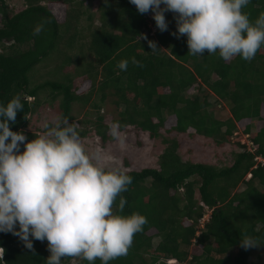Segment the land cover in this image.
Listing matches in <instances>:
<instances>
[{
    "label": "trees",
    "instance_id": "1",
    "mask_svg": "<svg viewBox=\"0 0 264 264\" xmlns=\"http://www.w3.org/2000/svg\"><path fill=\"white\" fill-rule=\"evenodd\" d=\"M8 1L0 0V43L5 50L0 53V103L20 95L24 105L10 123L13 131H23L28 140L39 135L26 128L30 115L48 103L45 92L53 99L62 97L64 117L76 125L71 114L76 102L100 111L113 96L122 108L117 120L121 129L136 127L152 137L167 134L159 167L127 173L132 183L120 194L127 201L121 214L140 213L148 222L134 236L128 254L109 264H159L163 258L181 264H251L253 247L244 249L240 239L252 236L264 250V166L255 167L256 155H264V46L251 61L239 56L225 61L218 52L193 56L187 37L173 35L177 24L172 12L165 13L168 29L161 31L149 17L151 10L140 14L129 0H99L96 14L86 4L97 0H26L17 13ZM60 4L64 16L55 11ZM243 11L255 22L264 13V0H251ZM41 22L45 30L34 36ZM150 40L158 50L152 51ZM132 57L140 66L131 63ZM122 59L129 60L126 71L118 67ZM44 65L51 68L42 80L37 70ZM79 78L89 82L87 92H80ZM206 92L226 104L230 115L220 117ZM95 96L99 102L93 101ZM103 119L98 116L97 130L107 139ZM246 119L251 122L243 132L256 152L232 139ZM174 134L178 136L170 137ZM184 135L203 136L220 147L237 144L239 150L226 166L185 160L180 152ZM0 248V264H46L50 255L47 240H33L29 249L12 233L0 232ZM61 264L89 262L65 257Z\"/></svg>",
    "mask_w": 264,
    "mask_h": 264
},
{
    "label": "clouds",
    "instance_id": "2",
    "mask_svg": "<svg viewBox=\"0 0 264 264\" xmlns=\"http://www.w3.org/2000/svg\"><path fill=\"white\" fill-rule=\"evenodd\" d=\"M129 2L140 14L151 10L161 31L168 29L165 13H174L177 31L173 35L187 37L188 53L193 56L218 52L225 61L236 56L251 61L264 46V13L252 22L243 11L251 0ZM44 30L45 22L38 23L33 35ZM149 46L158 50L151 40ZM131 63L140 66L135 57ZM128 65V59L118 63L122 71ZM23 107L20 95L6 105L0 103V232L19 237L29 249L33 240H47L50 255L46 264H61L65 257L109 264L126 256L134 236L148 222L140 213L121 214L127 201L120 194L127 191L132 177L120 168L106 166L103 149L89 152L78 125L62 116L45 119L44 132L32 140L23 131H13L10 123L16 122ZM109 131L124 147L119 123H111ZM118 197V211H114ZM259 243L252 236L240 239L246 250ZM3 254L0 248V260Z\"/></svg>",
    "mask_w": 264,
    "mask_h": 264
},
{
    "label": "rangeland",
    "instance_id": "3",
    "mask_svg": "<svg viewBox=\"0 0 264 264\" xmlns=\"http://www.w3.org/2000/svg\"><path fill=\"white\" fill-rule=\"evenodd\" d=\"M8 2L14 13H17L26 7V0H9ZM98 3L99 0L94 3L89 2V4H86V6H90V12L92 14H96L98 10ZM65 10V6L61 4L57 6V9H55L56 12H61L63 16L65 15ZM0 18L2 17L0 16ZM84 24L87 25L86 20H84ZM26 47H28V44L23 46V48ZM50 68L51 67H47V65L38 68L37 72L42 74V76L40 75L42 80L47 78L48 75L45 73H47ZM82 81L83 78H79L77 80V84H81L80 92L84 93L89 90L90 84L89 82L84 83ZM205 96L209 97L211 103L215 105V111L220 117L230 115L229 107L226 104L220 105L217 102L215 95L206 92ZM46 97L49 100L48 103H45L40 107L39 111L30 115V124L26 128L27 132L40 135L44 132L42 124L45 119L50 120L56 116L64 117L61 108L62 97L59 96L56 99H53L50 97V94L44 92L43 98L46 99ZM113 98V96H109L100 111L92 107L90 104H84L82 102L75 103L71 114L79 127V132L86 149L89 152H92L97 148L103 149L106 155V166L120 168L126 173L132 170H141L145 167H159L160 155L166 147L163 143V138L166 137L167 134L162 131L159 136L152 137L150 132L143 131L142 129L136 127H127L126 129H121V132L125 137V145L124 147H121L119 143L112 138L109 131V125L113 122H117L120 118V111L122 109L113 102ZM98 99L95 96L93 101L99 102ZM101 114L104 117L102 124L106 126L107 139H103L97 130L98 116ZM262 114L264 116V106ZM250 122V119H246L240 123L241 129H239L232 138L234 143L241 141L244 144H248L251 142L250 135L243 132L244 126ZM255 125H261V122H255ZM177 136L178 134H174L170 137ZM182 138L185 142L181 147L180 152L185 160L209 162L219 166H226L232 164L234 157L233 152L239 150L237 144H229L220 147L214 140L199 135L195 137L184 135ZM208 214H210V212H208ZM159 241L160 238L156 237L154 240L155 245H157ZM147 257L149 258V256ZM74 262L76 263V260H74ZM251 264H264L263 249L256 246L253 247Z\"/></svg>",
    "mask_w": 264,
    "mask_h": 264
},
{
    "label": "built area",
    "instance_id": "4",
    "mask_svg": "<svg viewBox=\"0 0 264 264\" xmlns=\"http://www.w3.org/2000/svg\"><path fill=\"white\" fill-rule=\"evenodd\" d=\"M149 17L151 19H153V13L152 12L149 13ZM155 30L156 29H154V31ZM248 145H249V147H248L249 150H252L254 152L257 151V146L254 145L252 142H249ZM255 160L257 161V165L255 167H258L259 165L264 166V155H256ZM251 177H252V174L250 173L249 174V178H251ZM208 218H209L208 215H206L203 218V220H202V227H205V222H206V220H208ZM166 264H181V263L178 261V259H168V260H166Z\"/></svg>",
    "mask_w": 264,
    "mask_h": 264
},
{
    "label": "flooded vegetation",
    "instance_id": "5",
    "mask_svg": "<svg viewBox=\"0 0 264 264\" xmlns=\"http://www.w3.org/2000/svg\"><path fill=\"white\" fill-rule=\"evenodd\" d=\"M0 16L2 17L1 14H0ZM2 24H3V19L0 18V27L2 26ZM9 44H10V42H9ZM1 52H5V50H4V48L1 46V43H0V53H1Z\"/></svg>",
    "mask_w": 264,
    "mask_h": 264
}]
</instances>
